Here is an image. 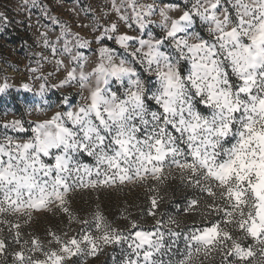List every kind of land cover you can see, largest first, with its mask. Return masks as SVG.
<instances>
[{"label": "snow or ice", "instance_id": "1", "mask_svg": "<svg viewBox=\"0 0 264 264\" xmlns=\"http://www.w3.org/2000/svg\"><path fill=\"white\" fill-rule=\"evenodd\" d=\"M188 2L190 7L159 10L158 38L148 30L152 21L145 22L154 6L137 11L133 3L141 34L114 36L125 55L102 47L91 73L81 70L77 78L72 68L61 81L60 86L75 82L87 90L83 103L38 117L21 141L7 135L8 129L28 131L21 120L2 126L0 216L17 220L0 223L15 230L19 248L12 252L13 264H80L81 256L96 257L105 246L125 243L131 253L122 264H165L161 220L151 231L135 221L121 231L97 210L92 231L87 220L73 215L68 195L146 186L153 193L148 215L155 218L163 199L160 186L173 171L206 194L203 201L191 199L184 211H199L209 220L186 237L184 254L178 260L169 256V264H194L201 254L218 255L220 264H264V0ZM112 7L127 20L115 2ZM174 9L179 14L172 17ZM116 32L112 24L96 40L113 39L108 34ZM6 88L0 86V92ZM44 91L42 84L37 95ZM60 104H69L67 97ZM47 107L45 101L29 111ZM85 155L94 166L81 163ZM40 211L64 213L69 224L76 220L82 227L71 236L48 230L46 241L31 234L22 241L20 221L27 225ZM169 234L179 235L171 229ZM6 254L7 243L0 239V255Z\"/></svg>", "mask_w": 264, "mask_h": 264}, {"label": "rangeland", "instance_id": "2", "mask_svg": "<svg viewBox=\"0 0 264 264\" xmlns=\"http://www.w3.org/2000/svg\"><path fill=\"white\" fill-rule=\"evenodd\" d=\"M113 2L119 7L120 15L127 17L121 20L113 9ZM136 10L146 8L151 4L155 8L154 14L146 17L148 30L157 38L162 31L156 25L160 22L159 10L164 5H178L183 8L188 0H0V86L7 85L4 92H0V138L5 134L2 127L6 122L21 120L26 132L7 130V135L21 141L31 135L30 125L37 118H49L54 112L66 108L74 109L83 103V96L87 90H82L75 82L61 85L67 71L76 69L77 78L81 70L91 73L92 69L100 62L99 49L107 47L115 50L119 55L125 52L116 44L114 36L128 34L140 35L139 25L135 20L132 4ZM175 17L179 9L168 13ZM116 24L117 32L108 39L105 35L100 42L96 37L105 29ZM202 35L206 31L199 28ZM147 39V35L144 36ZM82 41H88L87 47H80ZM138 46V45H137ZM53 47L56 51L53 52ZM67 49V50H65ZM80 54L81 59H74ZM118 62L119 56L116 57ZM60 61V64H57ZM82 65V68H81ZM27 84L29 90L23 85ZM45 86L43 97L37 95L40 86ZM94 86V78L91 81ZM67 97L69 104L61 105L60 101ZM47 102L51 107L45 111L36 112V104ZM152 107H155L153 104ZM81 163L94 166L92 157L81 156ZM153 193L147 191L146 186L127 185L123 190L118 188L77 189L69 193V207L78 220H87L94 231L93 213L99 210L106 222L121 231L130 229V221H135L138 228L151 231L156 226V220H161L160 231L164 233V251L162 258L169 264V256L178 260L185 252L186 237L198 227H202L209 217L201 216L199 211L185 212L184 209L191 199H206V194L198 188L189 186L187 181H182L180 175L173 171L164 185L160 186L156 209V217L148 215L151 208L149 197ZM16 222L15 216H0V220ZM175 220L177 223H171ZM22 224V241L29 239V234L39 237L42 241L48 239L46 233L52 230L61 234L67 231L69 236L76 234L82 227L73 220L69 224L66 214L60 212L40 211L33 214L32 220ZM169 229L179 233L178 236L169 234ZM135 231V230H132ZM127 234V232H125ZM15 230H10L9 225L0 223V239L7 243V254L0 255V264H13L12 252L18 250L13 237ZM169 245L171 248L169 249ZM131 250L127 244L105 246L103 252L96 257H80V264H122L126 254ZM220 264V257L213 254L205 259L201 254L194 264Z\"/></svg>", "mask_w": 264, "mask_h": 264}]
</instances>
